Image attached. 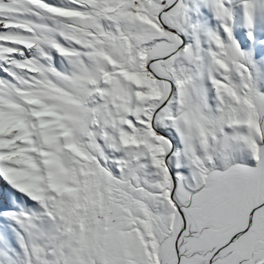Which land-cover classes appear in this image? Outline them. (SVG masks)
Returning <instances> with one entry per match:
<instances>
[{"label":"snow or ice","instance_id":"obj_1","mask_svg":"<svg viewBox=\"0 0 264 264\" xmlns=\"http://www.w3.org/2000/svg\"><path fill=\"white\" fill-rule=\"evenodd\" d=\"M0 264H264V0H0Z\"/></svg>","mask_w":264,"mask_h":264}]
</instances>
